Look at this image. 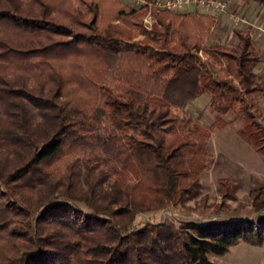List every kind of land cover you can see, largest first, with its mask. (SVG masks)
<instances>
[{
  "label": "trees",
  "instance_id": "1",
  "mask_svg": "<svg viewBox=\"0 0 264 264\" xmlns=\"http://www.w3.org/2000/svg\"><path fill=\"white\" fill-rule=\"evenodd\" d=\"M146 10L0 0V264H216L210 255L263 243L264 213L135 226L201 194L211 132L226 122L193 120L195 98L239 105V133L264 156L250 32L204 49L212 15L153 9L147 29ZM250 198L264 212V184Z\"/></svg>",
  "mask_w": 264,
  "mask_h": 264
},
{
  "label": "rangeland",
  "instance_id": "2",
  "mask_svg": "<svg viewBox=\"0 0 264 264\" xmlns=\"http://www.w3.org/2000/svg\"><path fill=\"white\" fill-rule=\"evenodd\" d=\"M119 1L136 9L143 5L148 10L143 3L137 5L133 2ZM248 2L250 1L228 0V12L241 14L247 18L248 13L245 11V6H251ZM147 10L142 17V22L144 28L150 29L153 17L151 15L150 22L145 21ZM213 17L215 24L204 49H208L207 47L213 43L225 45L235 43L234 30L248 29L251 31L252 29V25L247 23L238 25L230 23L228 15ZM200 54L207 56L203 52ZM255 97L264 115V97L260 94H256ZM184 112L203 126H208L217 117L226 122L222 128L211 132L207 148L209 156L207 167L199 176L202 185L201 194L196 199L188 201L183 207L156 213H141L135 221V226L140 227L146 221L158 222L163 219L175 222L193 220L200 223L217 219L258 220L264 212L254 210L250 190L264 184V156L239 133L243 126L242 111L239 105L233 104L226 107L217 96L208 92L200 99L195 98L190 101ZM258 120L264 125L263 120ZM225 191L232 196L223 195ZM210 258L216 264H264V241L258 246L240 242L224 255H210Z\"/></svg>",
  "mask_w": 264,
  "mask_h": 264
},
{
  "label": "built area",
  "instance_id": "3",
  "mask_svg": "<svg viewBox=\"0 0 264 264\" xmlns=\"http://www.w3.org/2000/svg\"><path fill=\"white\" fill-rule=\"evenodd\" d=\"M125 3L133 2L137 5L145 4L148 8L145 21L150 22L152 8L173 12L197 11L212 16L228 15V20L234 25L247 23L241 14L228 12V0H121Z\"/></svg>",
  "mask_w": 264,
  "mask_h": 264
},
{
  "label": "crops",
  "instance_id": "4",
  "mask_svg": "<svg viewBox=\"0 0 264 264\" xmlns=\"http://www.w3.org/2000/svg\"><path fill=\"white\" fill-rule=\"evenodd\" d=\"M248 4L251 6H245V11L248 13L246 20L247 24L252 25V29L251 31L248 29L245 30L250 32L255 48L258 54L262 57L256 64L254 72L264 79V5H259L253 1L248 2ZM202 96H199L196 99H200ZM261 96L264 97V95Z\"/></svg>",
  "mask_w": 264,
  "mask_h": 264
}]
</instances>
